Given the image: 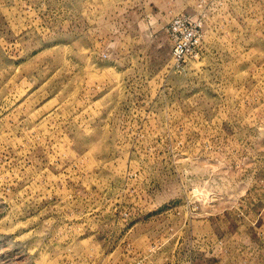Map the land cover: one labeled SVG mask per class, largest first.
<instances>
[{
    "label": "rangeland",
    "instance_id": "1",
    "mask_svg": "<svg viewBox=\"0 0 264 264\" xmlns=\"http://www.w3.org/2000/svg\"><path fill=\"white\" fill-rule=\"evenodd\" d=\"M0 264H264V0H0Z\"/></svg>",
    "mask_w": 264,
    "mask_h": 264
},
{
    "label": "built area",
    "instance_id": "2",
    "mask_svg": "<svg viewBox=\"0 0 264 264\" xmlns=\"http://www.w3.org/2000/svg\"><path fill=\"white\" fill-rule=\"evenodd\" d=\"M198 26L188 17L180 15L174 16L170 21L168 33L174 42L172 57L175 66L180 67L188 58H196L198 56Z\"/></svg>",
    "mask_w": 264,
    "mask_h": 264
}]
</instances>
